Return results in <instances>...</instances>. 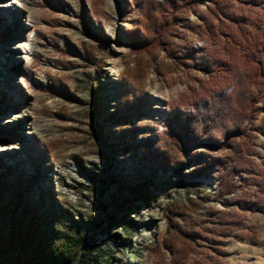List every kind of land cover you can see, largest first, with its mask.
<instances>
[{
	"label": "rangeland",
	"instance_id": "374dc122",
	"mask_svg": "<svg viewBox=\"0 0 264 264\" xmlns=\"http://www.w3.org/2000/svg\"><path fill=\"white\" fill-rule=\"evenodd\" d=\"M159 2L163 8L165 0ZM229 2L237 16L246 14L245 28L256 32L264 26V0ZM208 4L204 0L200 10L207 11ZM2 10L0 173L11 166L9 178L26 180L37 202L43 196L45 207L81 234L83 250L92 251L91 264L95 259L101 264H176L165 244L176 205L188 213L186 226L196 221L208 228L204 236H190L193 264L212 259L264 264V208L256 203L262 202L257 192L264 173V88L254 87L253 112L242 125L244 137L238 138L252 144L249 158L255 168L235 176L234 193L223 197L220 170L195 175L204 160L220 155L203 136L182 151L178 173L153 172L143 158L147 139L171 137L178 130L171 118L180 98L190 93L192 79L184 71L168 73L171 62L164 53L134 51L131 39L142 33V14L133 0H23L6 22ZM189 22L198 26L199 15L191 14ZM187 38L198 52L207 46L194 33ZM235 38L227 83L240 78L248 52V41ZM255 62L264 79V51ZM141 75L144 88L134 95L123 78ZM98 126L107 145L97 137ZM126 183L146 184L150 200L124 196L114 204ZM220 213L242 218L243 224L216 241L220 238L210 229L218 226Z\"/></svg>",
	"mask_w": 264,
	"mask_h": 264
},
{
	"label": "trees",
	"instance_id": "16d2710c",
	"mask_svg": "<svg viewBox=\"0 0 264 264\" xmlns=\"http://www.w3.org/2000/svg\"><path fill=\"white\" fill-rule=\"evenodd\" d=\"M133 1L142 14V33L131 39L134 51L164 53L165 60L171 62L168 73L184 71L185 76L192 79L189 82L190 93L180 98L171 118V126L178 130L171 137L147 139L143 158L151 164L153 172L163 168L178 173L182 151L203 136L208 140L206 144L220 155L204 160V165L196 170L195 175L200 176L212 169L220 170L221 195L229 196L234 193L235 176L249 175L255 168L249 158L252 144L247 139L238 141V138L244 137L242 125L253 112L254 87L260 92L264 88L263 69L255 62L264 51V26H258L256 32L245 28L242 23L246 14L237 16L229 0H207V11L200 10L204 0H165L163 8L159 0ZM193 13L199 15L198 26L189 22ZM190 33L207 43L203 51L194 49L187 38ZM238 35L248 41V52L245 53L240 78L227 83L224 77L232 72L229 60ZM144 77L141 75L128 80L124 77L125 88L134 95L141 93ZM92 87L94 93L97 86L94 83ZM191 106L193 111L190 113ZM100 119L101 114L96 117L97 123ZM101 132L98 126L97 137L107 145ZM224 136H227L226 142L219 144ZM11 171L12 167L7 166V173H0V264H91L88 258L92 251L83 250L81 234H76L72 226L59 220L54 209L48 210L43 196L37 202L31 196L26 180L9 178L8 172ZM146 186L121 185L114 204L124 196L134 200L148 198ZM257 195L262 200L256 202L260 204L258 207L264 208V173ZM100 209L105 210V207ZM170 213V238L165 244L174 254L176 264H193L191 253L195 245L190 236H204L202 231L207 232L208 228L196 221L186 226L184 222L188 213L181 206L176 205ZM112 218L108 216L110 222H113ZM242 224V218L233 220L230 215L220 213L218 226L210 231L214 237L220 238L216 241H222ZM94 264L101 262L95 259ZM207 264L225 263L212 259Z\"/></svg>",
	"mask_w": 264,
	"mask_h": 264
},
{
	"label": "bare ground",
	"instance_id": "6f19581e",
	"mask_svg": "<svg viewBox=\"0 0 264 264\" xmlns=\"http://www.w3.org/2000/svg\"><path fill=\"white\" fill-rule=\"evenodd\" d=\"M2 1V0H1ZM3 1H7L8 5L10 3H12V5L10 6H7L5 7L4 5L0 4V7H3L5 10H2L3 11V16L1 17L5 22L7 21L8 19V15L11 17L13 16L16 12H19L20 11V4L23 2V0H3ZM2 3V2H1ZM2 23V22H1ZM28 36V35H27ZM29 38V42H31V37L30 35L28 36ZM32 47L29 49L31 50ZM27 50V51H29ZM27 51L25 50V54L27 53ZM18 58L20 57L21 54H18ZM24 55V54H23Z\"/></svg>",
	"mask_w": 264,
	"mask_h": 264
}]
</instances>
